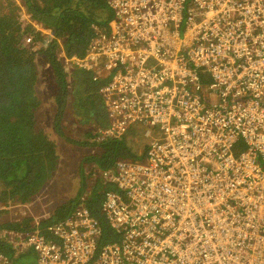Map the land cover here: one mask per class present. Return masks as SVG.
<instances>
[{
    "label": "built area",
    "instance_id": "1",
    "mask_svg": "<svg viewBox=\"0 0 264 264\" xmlns=\"http://www.w3.org/2000/svg\"><path fill=\"white\" fill-rule=\"evenodd\" d=\"M110 4V29L95 24L87 54L59 63L112 77L100 139L146 131L147 158L103 172L118 239L81 206L19 252L37 264H264V0Z\"/></svg>",
    "mask_w": 264,
    "mask_h": 264
},
{
    "label": "trees",
    "instance_id": "2",
    "mask_svg": "<svg viewBox=\"0 0 264 264\" xmlns=\"http://www.w3.org/2000/svg\"><path fill=\"white\" fill-rule=\"evenodd\" d=\"M43 1L46 0H21L31 19L39 22L41 28L32 23L24 26L23 17L12 19L0 11V203L6 199L27 201L32 189L46 186L57 170L56 139L37 128L36 111L40 107L52 108L55 133L72 145L91 144L104 148L101 156L88 155L83 159V162L94 160L103 170H115L119 159L144 160L150 150L149 145L136 153L125 147L131 130L119 137L100 139L95 129L110 127L102 89L112 77L105 78L79 67L65 70L56 59V53L64 47L72 54L85 56L95 38V24L110 29L116 16L110 0H57L55 5ZM24 20L29 21V18L24 17ZM26 38H30V42H19ZM40 70L44 74L52 72L57 77L55 79L51 73L44 81ZM44 84L43 102L38 90ZM83 113L88 117L90 127L92 119L97 127L86 134V140H72L64 133L61 122L74 114L71 118L77 124L78 118L83 117L76 114ZM83 167L81 163L80 172ZM76 175L79 177L71 176L69 182L75 196L67 197L55 210L57 219L31 226L29 232L43 231L72 216L76 208L86 206L101 221L104 241L117 240L112 225L102 212L106 191L115 187L106 182L88 189L79 172ZM85 193H92L91 197L84 198ZM4 228L15 229V226L0 225V264H37L35 252H19L6 239L2 232ZM45 233L50 236L48 231Z\"/></svg>",
    "mask_w": 264,
    "mask_h": 264
},
{
    "label": "rangeland",
    "instance_id": "3",
    "mask_svg": "<svg viewBox=\"0 0 264 264\" xmlns=\"http://www.w3.org/2000/svg\"><path fill=\"white\" fill-rule=\"evenodd\" d=\"M56 2L57 0L43 1V3L50 5H55ZM0 9L8 11L11 14L10 18L16 20H21V17H27L29 15L27 8L21 0H0ZM23 25H30L27 23L24 24V17ZM35 27L41 28V25L39 26L35 24ZM19 42H24V44L28 43L30 42V38H26L25 41L20 40ZM40 73L43 77L42 80L46 81V76L52 72L44 74V71L40 70L39 74ZM52 75L54 78L57 77L54 73H52ZM206 80L211 82L209 76ZM45 88V84L43 85V88L39 86L40 91L38 90V92L40 96H42V89ZM42 101H45L43 96ZM71 116L75 117L74 114H71L61 122V128H63L64 133L72 140H86V134H89L97 127L95 124L96 122L92 119L93 123L90 127V121L83 113L76 114V116L83 117L78 118V123L76 124V120L71 118ZM36 119L37 128L39 130H44L49 133L53 139H56V157L58 166L46 186L43 188H33L27 201L6 199L4 203H0V225L13 224L15 226V229L4 228L2 232L6 239L16 246L17 250L19 249L21 240H23L30 231L29 227L37 226L41 223H47V221L56 220L57 214L55 210L64 200H67V197L75 196L73 195L74 191L69 185L71 176L75 178V176H78L76 174L79 172L80 177H83L85 183L88 184V189L98 184L103 185L106 183L105 178H102L103 172L106 170H103L94 160L83 162V159L88 155L101 156L105 151L104 148L91 144H84L82 146L72 145L64 137L62 138V136L57 135L55 133L56 126L53 123L52 108L47 110L44 107H40L36 111ZM130 130L131 132L128 134L125 141V147L127 148L128 146L130 150L136 153L148 145V142L147 144L143 143L146 139L144 135L146 131L143 128L137 129V127L131 128ZM81 163H83L84 167L80 172L79 167ZM107 171L112 172L110 170ZM78 177H76V179H78ZM78 181L81 182V179ZM20 227L22 228L18 230ZM26 231L27 233H25ZM14 235H18V237H15Z\"/></svg>",
    "mask_w": 264,
    "mask_h": 264
},
{
    "label": "flooded vegetation",
    "instance_id": "4",
    "mask_svg": "<svg viewBox=\"0 0 264 264\" xmlns=\"http://www.w3.org/2000/svg\"><path fill=\"white\" fill-rule=\"evenodd\" d=\"M61 51H65V52L67 53L68 56H72V55H77V56H78V54H72V53L68 52L67 49L64 47V49H61L59 52L56 53V59L59 60V62H60L61 59L64 58V57H62V55L60 54ZM61 65L64 66L65 70H66V69L72 70V69H74V68H76V67H79V66H74V65H70V64L67 65V63H66V64H61ZM79 68H81V67H79ZM81 69L89 70V69H86V68H81Z\"/></svg>",
    "mask_w": 264,
    "mask_h": 264
},
{
    "label": "bare ground",
    "instance_id": "5",
    "mask_svg": "<svg viewBox=\"0 0 264 264\" xmlns=\"http://www.w3.org/2000/svg\"><path fill=\"white\" fill-rule=\"evenodd\" d=\"M28 10V9H27ZM0 11L3 13V14H7L9 17H11V14L8 12V11H5V10H2V9H0ZM244 13H247V14H249L248 13V10H244L243 11ZM259 13V12H258ZM28 16H27V18H29V21H27V20H24V24L25 23H27V24H30V23H32L34 26H35V24L36 25H40V23L39 22H37L36 21V23L31 19V15H30V13L28 12ZM23 17H25V16H23ZM244 19V17L242 16V20ZM257 33V31H255V34ZM262 52H264V48L262 49ZM254 53L255 54H259V51H254Z\"/></svg>",
    "mask_w": 264,
    "mask_h": 264
},
{
    "label": "crops",
    "instance_id": "6",
    "mask_svg": "<svg viewBox=\"0 0 264 264\" xmlns=\"http://www.w3.org/2000/svg\"><path fill=\"white\" fill-rule=\"evenodd\" d=\"M211 82H209V81L206 80V82H205L206 86H208ZM143 143H146L147 144V139H145V141H143Z\"/></svg>",
    "mask_w": 264,
    "mask_h": 264
},
{
    "label": "clouds",
    "instance_id": "7",
    "mask_svg": "<svg viewBox=\"0 0 264 264\" xmlns=\"http://www.w3.org/2000/svg\"><path fill=\"white\" fill-rule=\"evenodd\" d=\"M137 129H138V128H137ZM95 130H96V132L98 133V131H99V128H96Z\"/></svg>",
    "mask_w": 264,
    "mask_h": 264
}]
</instances>
